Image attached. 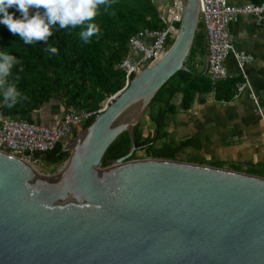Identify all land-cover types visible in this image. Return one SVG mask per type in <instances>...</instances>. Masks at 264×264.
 <instances>
[{"label":"water","instance_id":"obj_1","mask_svg":"<svg viewBox=\"0 0 264 264\" xmlns=\"http://www.w3.org/2000/svg\"><path fill=\"white\" fill-rule=\"evenodd\" d=\"M200 0H182L171 45L146 63L45 173L0 150V264H264V177L178 159H128L134 127L186 58ZM208 70V56L204 73ZM124 131L128 152L102 166Z\"/></svg>","mask_w":264,"mask_h":264},{"label":"trees","instance_id":"obj_2","mask_svg":"<svg viewBox=\"0 0 264 264\" xmlns=\"http://www.w3.org/2000/svg\"><path fill=\"white\" fill-rule=\"evenodd\" d=\"M263 1L251 0L254 4ZM9 11L20 15L13 8ZM161 12L157 0H108L107 7H101L94 17L100 32L89 43L85 44L79 39L77 33L80 26L54 30L48 40L57 46V54H48L44 50L47 41L25 45L17 35L0 24V47L7 46V50L19 61L11 69L8 80L27 97L12 108L0 106V114L30 121L34 113L47 105H52L53 108L56 106V110L63 113L73 110L92 112L77 127L83 129L95 119L106 99L124 87L127 74L121 64L129 55L131 37L139 31L164 28L160 20ZM172 41L173 39L168 40V46ZM177 75L179 76L175 81ZM205 78L202 74L178 70L161 86L134 127L135 150L128 159H175L177 151L187 145L188 141L177 144L166 137V123L177 109L171 100L176 93L181 92L180 106L187 109L196 93L208 91L209 85ZM170 80H173L172 84H169ZM160 90L166 92V100H162L165 104L162 103L164 106L152 115L148 109ZM147 122L154 125V128L146 131ZM76 131L74 128L70 138L75 136ZM63 141H58L50 150L37 153L42 164L53 165L55 170L68 158L69 152ZM129 147L130 137L124 131L107 148L102 166L108 164L107 160L125 155Z\"/></svg>","mask_w":264,"mask_h":264},{"label":"crops","instance_id":"obj_3","mask_svg":"<svg viewBox=\"0 0 264 264\" xmlns=\"http://www.w3.org/2000/svg\"><path fill=\"white\" fill-rule=\"evenodd\" d=\"M229 1L232 4L252 3L251 0ZM157 2L162 12L169 5L167 0ZM228 30L235 49L253 58L246 63L245 71L257 102L248 91L234 97L235 85L243 76L230 52L225 62L231 78L206 82L208 91L196 93L187 109L180 106L181 92L176 93L173 103L177 109L166 123V137L177 144L188 141L177 151L175 159L188 161L196 157L189 162H208L214 166L223 163L226 168L264 177V24L257 23L250 14H242L230 22ZM194 39L197 44L193 51L190 50L193 54L187 65L195 75H206L209 70L204 73L207 58L204 25L200 32L196 30ZM130 52L133 59L139 57L136 52ZM56 108L47 105L34 113L31 120L55 125L63 114ZM148 125L154 128L151 123Z\"/></svg>","mask_w":264,"mask_h":264},{"label":"built area","instance_id":"obj_4","mask_svg":"<svg viewBox=\"0 0 264 264\" xmlns=\"http://www.w3.org/2000/svg\"><path fill=\"white\" fill-rule=\"evenodd\" d=\"M167 1L168 7L160 13L164 28L140 31L131 37L129 48L131 52L138 53L139 57L133 61L131 55H128L123 60L121 66L126 71L127 80L141 69L142 64L159 59L168 48V40L175 38L182 15V0ZM242 14H250L257 23L264 24V1L259 4H232L229 0H200V19L204 25L208 70L211 73L212 82L216 83L232 77L225 62L228 54L232 52L239 72L243 76V80L235 85L234 97L239 96L243 91H248L257 102L258 98L253 92L245 71L246 63L253 58L235 49L228 30L230 22ZM115 97V94L110 96L105 106ZM258 110L261 112L260 104H258ZM91 114L92 112L67 111L55 125L0 114V150L20 157L41 171L42 161L37 153L52 149L58 141L66 138L69 140L74 128L79 127L81 122Z\"/></svg>","mask_w":264,"mask_h":264},{"label":"clouds","instance_id":"obj_5","mask_svg":"<svg viewBox=\"0 0 264 264\" xmlns=\"http://www.w3.org/2000/svg\"><path fill=\"white\" fill-rule=\"evenodd\" d=\"M107 4L108 0H0V24L17 35L25 45L47 41L44 50L48 54H57V46L48 40L54 30L80 26L77 35L87 44L100 32L94 17ZM10 8L18 10L20 15L9 11ZM18 62L17 57L7 50V46L0 47V106L12 108L27 99L8 80L11 69Z\"/></svg>","mask_w":264,"mask_h":264},{"label":"rangeland","instance_id":"obj_6","mask_svg":"<svg viewBox=\"0 0 264 264\" xmlns=\"http://www.w3.org/2000/svg\"><path fill=\"white\" fill-rule=\"evenodd\" d=\"M202 26H203V24H202V20L200 19L199 20V23H198V28H197V32H200L201 31V29H202ZM169 40H172V39H169ZM196 44H197V41L194 39V43H193V46H192V49H191V51H193L194 49H195V46H196ZM191 51L189 52V55L187 56V58H186V63L188 64V63H190L191 62V59H192V54L193 53H191ZM190 57H191V59H190ZM146 63H144V64H142V66H144ZM141 66V67H142ZM178 76L179 75H177V77H176V79H175V81L178 79ZM205 79L207 80V82H209V81H211L212 82V78H211V73L208 71L207 72V74L205 75ZM174 81V82H175ZM172 82H173V80H170V82H169V84H172ZM165 94H166V92H164L163 90H160L159 91V93H158V95H157V98L155 99V101H153V103L151 104V107L148 109V112H150L152 115H154L156 112H157V110L162 106H164V105H162V103H164L162 100H164L165 99ZM106 100H108V99H106ZM166 100V99H165ZM172 102H175L176 101V99L174 98H172V100H171ZM105 103H106V101L103 103V106L105 105ZM165 104V103H164ZM103 106L101 107V108H103ZM172 116V115H171ZM169 117H170V115H169ZM171 118V117H170ZM145 129H147V130H149L150 129V127H149V125H148V122H147V124L145 123ZM77 129V131L76 132H78L79 130H80V128H76ZM74 135H72V137H73ZM71 137V138H72ZM67 142H68V139L66 138V139H64V141H63V144H64V146H66L67 145ZM182 157H184V156H182ZM195 158L196 157H191V158H189V160L188 161H192V160H195ZM178 160H180V159H178ZM181 161H185V160H181ZM187 161V162H188ZM194 163V162H193ZM195 163H198V162H195ZM199 164H205V165H210L208 162H204V163H199ZM218 165H220V166H218V167H221V166H223V167H225V165L223 164V163H218ZM216 166V165H215ZM40 167H41V170H43L44 169V171H46L45 173H53V171H54V168H55V166H53V165H51V166H46V165H44V164H42V165H40Z\"/></svg>","mask_w":264,"mask_h":264},{"label":"bare ground","instance_id":"obj_7","mask_svg":"<svg viewBox=\"0 0 264 264\" xmlns=\"http://www.w3.org/2000/svg\"><path fill=\"white\" fill-rule=\"evenodd\" d=\"M174 40V39H173Z\"/></svg>","mask_w":264,"mask_h":264}]
</instances>
